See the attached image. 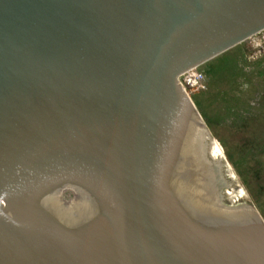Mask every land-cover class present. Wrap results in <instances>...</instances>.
Wrapping results in <instances>:
<instances>
[{
  "label": "water",
  "instance_id": "1",
  "mask_svg": "<svg viewBox=\"0 0 264 264\" xmlns=\"http://www.w3.org/2000/svg\"><path fill=\"white\" fill-rule=\"evenodd\" d=\"M264 0H0V264H264L179 76Z\"/></svg>",
  "mask_w": 264,
  "mask_h": 264
},
{
  "label": "rangeland",
  "instance_id": "2",
  "mask_svg": "<svg viewBox=\"0 0 264 264\" xmlns=\"http://www.w3.org/2000/svg\"><path fill=\"white\" fill-rule=\"evenodd\" d=\"M256 44L245 40L200 65L204 86L191 98L264 219V41Z\"/></svg>",
  "mask_w": 264,
  "mask_h": 264
},
{
  "label": "built area",
  "instance_id": "3",
  "mask_svg": "<svg viewBox=\"0 0 264 264\" xmlns=\"http://www.w3.org/2000/svg\"><path fill=\"white\" fill-rule=\"evenodd\" d=\"M246 40L257 41V43L260 40L264 41V30L256 33ZM179 83L186 93L191 97L194 93L203 88L204 74L198 71V67L192 68L179 76Z\"/></svg>",
  "mask_w": 264,
  "mask_h": 264
},
{
  "label": "bare ground",
  "instance_id": "4",
  "mask_svg": "<svg viewBox=\"0 0 264 264\" xmlns=\"http://www.w3.org/2000/svg\"><path fill=\"white\" fill-rule=\"evenodd\" d=\"M247 41H248V40H247ZM253 42H254V44L257 43V41H253ZM250 44H251V43H250ZM256 45H257V44H256ZM250 46H251V45H250ZM208 134H209V132H208ZM209 135H210V134H209ZM211 136H212V135H211ZM211 136H210V137H211ZM211 139L213 140L215 146L217 147L218 151L220 152L221 156L223 157L224 161L226 162L227 166L229 167L230 171L232 172L233 176L235 177L236 181L238 182L239 186L241 187L242 191L244 192L245 196H246L247 199H248V196H247L246 191H245L244 188L240 185V183H239V181H238V179H237L236 174L234 173V171H233L232 168L230 167L229 162H228V160H227V158H226L224 152H223L222 149H221V146H220V145L217 143V141L214 140L212 137H211ZM248 201H249V200H248Z\"/></svg>",
  "mask_w": 264,
  "mask_h": 264
}]
</instances>
